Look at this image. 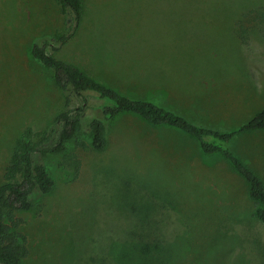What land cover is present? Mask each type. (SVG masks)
<instances>
[{
  "label": "rangeland",
  "instance_id": "1",
  "mask_svg": "<svg viewBox=\"0 0 264 264\" xmlns=\"http://www.w3.org/2000/svg\"><path fill=\"white\" fill-rule=\"evenodd\" d=\"M84 5L78 33L63 46L52 42L50 54L205 127L234 130L264 109V23L244 18L264 11V0ZM66 31L58 0H0V184L21 134L48 130L65 109L54 71L34 58L32 46ZM93 99L90 108L99 103ZM83 103L74 96L71 108ZM92 114L88 109L86 117ZM88 126L78 136L87 147L69 144L79 170L63 155L36 157L56 186L18 212L30 249L23 264L127 260L138 223L124 194L166 207L159 212L171 245L167 264H264V223L253 216L249 184L223 156L206 155L186 133L133 114L111 122L109 145L97 151ZM231 148L264 181V132L240 134Z\"/></svg>",
  "mask_w": 264,
  "mask_h": 264
},
{
  "label": "trees",
  "instance_id": "2",
  "mask_svg": "<svg viewBox=\"0 0 264 264\" xmlns=\"http://www.w3.org/2000/svg\"><path fill=\"white\" fill-rule=\"evenodd\" d=\"M58 2L65 16L67 31L57 34L55 39H46L44 43L35 42L32 54L46 68L54 71L55 82L66 96V106L48 130L36 131L32 127L27 128L17 139L15 150L5 167L3 182L0 184V264H23L29 256L28 237L21 229L24 220L18 216V212L33 208V199L37 192L47 195L55 189V179L47 166L38 162L36 157L63 155L65 163L79 170L81 162L74 152L69 151V144L77 141L78 146L87 147L86 142L80 141L78 137L85 124L89 125L93 148L103 151L109 145L111 122L124 114L136 115L152 126L178 129L196 139L206 155L223 156L249 184V196L255 203L253 216L264 223V181L231 148V143L240 134L264 132V109L234 130H221L194 123L184 115L151 100L134 99L119 92L76 64L48 52V47L54 41L59 42L60 46L67 44L78 33L83 22L84 0ZM244 18L250 21L261 20L264 23V11L252 10L245 13ZM245 21L242 20L240 25ZM243 30L246 32L241 26L242 33ZM245 40L246 38L243 39ZM74 96L82 98L83 105L71 108ZM95 97L99 103L95 108H90V98ZM88 109H92L93 113L89 119L86 117ZM135 189L141 191L137 187ZM122 196L129 197V208L122 205L127 212L133 213L138 227L134 232L135 245L126 249L127 260L120 264L169 263L171 245L166 242L160 226L166 225V219L159 212L166 207L149 199L146 201L130 195ZM107 260L105 258L103 261L110 264Z\"/></svg>",
  "mask_w": 264,
  "mask_h": 264
}]
</instances>
